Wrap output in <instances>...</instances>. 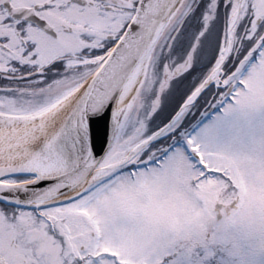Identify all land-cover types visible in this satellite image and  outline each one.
Segmentation results:
<instances>
[{
	"label": "snow or ice",
	"instance_id": "1",
	"mask_svg": "<svg viewBox=\"0 0 264 264\" xmlns=\"http://www.w3.org/2000/svg\"><path fill=\"white\" fill-rule=\"evenodd\" d=\"M0 264H264V0H0Z\"/></svg>",
	"mask_w": 264,
	"mask_h": 264
},
{
	"label": "water",
	"instance_id": "2",
	"mask_svg": "<svg viewBox=\"0 0 264 264\" xmlns=\"http://www.w3.org/2000/svg\"><path fill=\"white\" fill-rule=\"evenodd\" d=\"M98 127H99V128H102V127H103V125H102V124H101V125H98Z\"/></svg>",
	"mask_w": 264,
	"mask_h": 264
}]
</instances>
